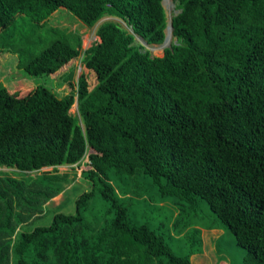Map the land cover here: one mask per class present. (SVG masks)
I'll list each match as a JSON object with an SVG mask.
<instances>
[{
	"label": "trees",
	"instance_id": "trees-1",
	"mask_svg": "<svg viewBox=\"0 0 264 264\" xmlns=\"http://www.w3.org/2000/svg\"><path fill=\"white\" fill-rule=\"evenodd\" d=\"M173 2L175 41L153 56L136 35L164 41L163 0H0V53L33 77L81 66L75 79L72 66L61 74L62 96L0 85V167L19 172L0 173V264H192L200 227H226L243 264H264V0ZM59 7L88 27L113 16L133 31L103 21L85 50L79 33L24 35V16L39 29ZM86 155L80 176L91 187L74 212L33 226L73 180L58 166ZM143 178L181 206L167 230L130 214L145 199ZM95 191L108 207L88 218ZM200 200L208 222L191 226ZM171 232L186 253H175Z\"/></svg>",
	"mask_w": 264,
	"mask_h": 264
},
{
	"label": "rangeland",
	"instance_id": "rangeland-1",
	"mask_svg": "<svg viewBox=\"0 0 264 264\" xmlns=\"http://www.w3.org/2000/svg\"><path fill=\"white\" fill-rule=\"evenodd\" d=\"M163 7L166 13L167 23L170 22L171 16L178 12L179 9H176L175 3L173 0H163ZM106 20H112L119 22L124 28L128 31H133L127 23L118 17L106 16L100 19L94 26L88 27L78 20L72 13L63 7H59L56 11L50 16L48 21H46L44 26H41L39 29H34V24L24 16L22 19L25 23L24 35L32 36L33 33L36 37H40L48 33L51 29L57 35L71 33L73 35L80 34L81 49L85 50L93 42L98 41L96 35L97 27L100 23ZM19 24V25H21ZM19 26H17L18 28ZM167 28V27H166ZM165 28V40L161 44H149L145 40L136 35V44L143 45L145 49L150 51L153 56H162L163 50L165 47H169L171 43L175 40L172 34L169 36V30ZM69 66L73 67V79L81 71V66L79 64V58L75 59L71 65L67 64L62 67L55 75H43L39 77H33L27 75L22 69L18 67V59L15 54L12 52L4 51L0 53V85H3L8 91L18 90L20 94H26L27 90L34 88L38 85H44L46 87L52 88L60 96L66 93L64 80L62 75ZM70 112L72 114H77V103L75 102L71 108ZM82 124V123H81ZM91 151H89L90 153ZM87 155L82 159L79 164H74L72 166L62 165L58 166L59 172H67L69 178L73 180L65 186V189L53 197L50 201L46 203L47 215L38 218L34 221L33 226L43 225L48 223L51 220L52 214L56 211H62L64 213L74 212L75 210V199L77 196L84 190L89 189V184L80 176L82 170H87L90 168L87 159ZM43 171H52V167H44L40 172ZM18 172L16 168H6L0 167V173H5L12 175L13 173ZM140 190L144 191L145 199L142 197H136L131 202L130 199H126V202H131L130 214L136 222L148 221L150 224L163 223L165 227L164 230L168 229V223L173 219V215L179 212L181 208L180 205L173 203L170 199L161 200L159 197L156 186L150 184L148 178H143L139 180ZM124 195V194H120ZM107 203L104 201L100 194L95 191L93 198L90 201L89 209L86 211L88 218H91L94 214L100 213L107 208ZM155 207L154 211H151V208ZM107 215H111V212H106ZM210 214L209 208L205 201L200 200L198 203L197 215L192 216L191 226L195 225H205L208 222L207 216ZM200 227V226H198ZM221 234L218 238L214 239V245H212L211 250L210 244L205 240L201 239L202 252L200 254H195L190 256L192 264H243V257L245 255V250L237 246L234 237L229 229L222 227L219 229ZM205 232V230H204ZM172 237L169 239L170 245L177 254L186 253V249L183 246V241L181 236H176L172 232ZM180 238V239H179ZM214 249V250H212Z\"/></svg>",
	"mask_w": 264,
	"mask_h": 264
},
{
	"label": "crops",
	"instance_id": "crops-1",
	"mask_svg": "<svg viewBox=\"0 0 264 264\" xmlns=\"http://www.w3.org/2000/svg\"><path fill=\"white\" fill-rule=\"evenodd\" d=\"M216 229H219V228L206 229V228L200 227V240L203 239L208 244H210V248H209L210 250H211L212 245H214V244H212V243H214V239L218 238V236L221 234V232H219V230H216ZM204 230H205V232H204ZM212 250H214V249H212Z\"/></svg>",
	"mask_w": 264,
	"mask_h": 264
},
{
	"label": "bare ground",
	"instance_id": "bare-ground-1",
	"mask_svg": "<svg viewBox=\"0 0 264 264\" xmlns=\"http://www.w3.org/2000/svg\"><path fill=\"white\" fill-rule=\"evenodd\" d=\"M167 29L169 30V36L171 35V31H172V28H171V23L169 22V25H168V27H167Z\"/></svg>",
	"mask_w": 264,
	"mask_h": 264
},
{
	"label": "water",
	"instance_id": "water-1",
	"mask_svg": "<svg viewBox=\"0 0 264 264\" xmlns=\"http://www.w3.org/2000/svg\"><path fill=\"white\" fill-rule=\"evenodd\" d=\"M170 23H171V20H170ZM167 26H168V23H167L166 27H167ZM166 27H165V28H166ZM171 28H172V24H171ZM165 38H166V37H165ZM164 40H165V39H164Z\"/></svg>",
	"mask_w": 264,
	"mask_h": 264
},
{
	"label": "built area",
	"instance_id": "built-area-1",
	"mask_svg": "<svg viewBox=\"0 0 264 264\" xmlns=\"http://www.w3.org/2000/svg\"><path fill=\"white\" fill-rule=\"evenodd\" d=\"M85 161L87 162V158L85 159Z\"/></svg>",
	"mask_w": 264,
	"mask_h": 264
}]
</instances>
